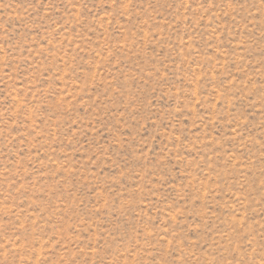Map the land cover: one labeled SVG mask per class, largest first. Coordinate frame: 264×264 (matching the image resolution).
<instances>
[{
	"label": "rangeland",
	"instance_id": "1",
	"mask_svg": "<svg viewBox=\"0 0 264 264\" xmlns=\"http://www.w3.org/2000/svg\"><path fill=\"white\" fill-rule=\"evenodd\" d=\"M0 264H264V0H0Z\"/></svg>",
	"mask_w": 264,
	"mask_h": 264
}]
</instances>
